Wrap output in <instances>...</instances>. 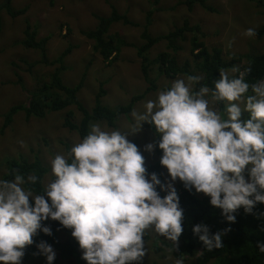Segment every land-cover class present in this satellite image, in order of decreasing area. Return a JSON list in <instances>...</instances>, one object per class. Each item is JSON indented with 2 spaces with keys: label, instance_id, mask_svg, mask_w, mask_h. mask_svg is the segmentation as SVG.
Returning <instances> with one entry per match:
<instances>
[{
  "label": "clouds",
  "instance_id": "9594fccd",
  "mask_svg": "<svg viewBox=\"0 0 264 264\" xmlns=\"http://www.w3.org/2000/svg\"><path fill=\"white\" fill-rule=\"evenodd\" d=\"M243 35L254 38L256 31L248 28ZM250 71L239 65L229 71L221 68L214 88L197 89L203 79L199 75L174 80L156 99L145 102L142 112H131L133 123L126 131L92 124L67 154L51 161L55 179L42 191L23 187L37 182L35 174L0 180V262L20 264L38 230L52 234L42 225L49 218L72 230L87 264L140 261L150 228L177 247L183 211L176 189L161 183L154 172L146 177L144 156L126 138L140 132L142 122L160 134V164L171 181L179 179L186 190L210 197L229 222H235L234 213L241 207L252 213L257 203H264V79L249 84L245 76ZM217 103H224V114ZM242 111L249 113L247 119H241ZM144 149L151 153L154 144ZM156 186L166 188L167 194L161 197ZM192 231L212 250L223 247L221 237L228 229L210 234L199 223ZM36 247L51 264V245L41 241ZM257 247L264 252V244Z\"/></svg>",
  "mask_w": 264,
  "mask_h": 264
},
{
  "label": "rangeland",
  "instance_id": "374dc122",
  "mask_svg": "<svg viewBox=\"0 0 264 264\" xmlns=\"http://www.w3.org/2000/svg\"><path fill=\"white\" fill-rule=\"evenodd\" d=\"M178 1L181 0H159L153 6L151 0H11L13 8L25 9V12L11 17L6 11H0V179L6 168L5 160L20 156L29 161L38 158L46 167L43 177L45 186L55 179L51 165L55 156L67 154V149L70 150L75 143L82 140L77 131L63 125L68 110L72 111L69 116L73 122H78L81 118V113L75 106L57 112L49 111L43 117L26 116L24 111L18 110L12 115L11 122L4 125L9 109L14 105L26 104L29 92L46 81L54 70V66L41 62L37 49L21 44L26 22L36 28L37 38L49 36L46 49L50 58L68 45L72 46L70 54L64 59L65 68L60 76L64 83L72 85L82 73L85 74L77 96L87 110H91L95 103L94 96L100 83L105 90L100 101L108 107L125 104L133 95L143 93L148 88L149 84L143 78L140 58L136 52V47L142 43L140 35L145 25L151 35H159L187 19L190 24L199 26L201 41L208 48H219L225 60L242 53H264V35L260 38L243 35L246 29L256 30L264 24V0H205L213 8L211 12L204 9L199 2L194 3L191 10L181 4L173 7ZM112 7H116L120 14L127 15L129 20L137 22V25L122 22L111 25L109 33L126 44L120 46L115 59L103 61L92 50L93 40L85 37L82 31L95 28V15H110ZM182 47L177 53L180 63L191 59L189 41H185ZM166 49V42L159 41L148 51L149 59ZM150 76L154 80L155 88L144 93L142 99L134 103L132 111L142 112L144 103L156 99L158 91L169 88L174 80H186L183 75L169 78L160 74L155 64L150 65ZM216 107L224 114V103H217ZM131 112L127 116L117 117L113 127L99 122H92L91 125L100 124L107 131H126L133 123ZM247 117L249 113L242 111L241 119ZM156 136L160 140V134L155 131L154 125L149 126L147 122H142L140 132L126 137L137 145L145 158V165L156 161L155 151L149 153L144 149V145L153 143ZM163 180L164 184L172 183L173 187L179 181H171L169 174L164 171ZM143 239L145 255L142 261L164 264L174 259L170 248L162 243L165 237L157 234L154 229L146 230ZM59 240L65 243L67 236L60 233ZM69 244L73 246L74 255H62L60 250L52 248L55 252L54 264H87L82 259L79 244L73 240ZM154 246L159 249L155 250ZM193 255L187 257L188 262L194 261ZM32 262L45 264L48 261L39 252Z\"/></svg>",
  "mask_w": 264,
  "mask_h": 264
},
{
  "label": "trees",
  "instance_id": "16d2710c",
  "mask_svg": "<svg viewBox=\"0 0 264 264\" xmlns=\"http://www.w3.org/2000/svg\"><path fill=\"white\" fill-rule=\"evenodd\" d=\"M199 2L200 5L210 12L213 8L208 5L205 0H181L178 4L187 6L191 10L194 3ZM152 5H157L159 0H151ZM4 10L11 17L21 15L25 9H15L11 5V0H3L0 3V11ZM97 25L93 29L82 31L83 35L88 39L93 40L92 50L97 53L103 61L112 60L120 49V46L125 45L119 38L109 33V29L113 23L122 22L128 25H137V22L129 20L127 15L120 14L116 7L111 8L110 15H95ZM149 14L147 22H149ZM256 31V37L260 38L264 35V24ZM36 28L26 22L23 29V38L21 44L28 48L37 49L40 52L41 62L45 65L54 66V70L50 73L48 79L42 82L38 87L29 92L28 101L25 104L12 106L7 116H5L4 125L11 122V117L18 110L24 111L26 116L43 117L49 111L57 112L67 109L69 106H75L81 113V118L78 122H73L70 118L72 111L68 110L64 117L63 125L70 130L77 131L79 137L83 139L90 131L92 122L104 123L107 126L113 127L117 117L127 116L132 111L136 101L141 100L144 93L155 88L154 80L150 76V65L158 66L160 74L172 78L176 75H183L187 78L189 75L200 74L203 79L196 85L198 89L201 85H207L209 88H214V81L219 79V69L223 68L226 71L235 65H239L241 70L250 67L251 71L245 76V81L249 84L255 83L260 79H264V53L249 54L242 53L229 60L222 57V52L217 47L208 48L200 39V28L197 24H190L187 19H184L182 24L176 25L173 29L159 35H151L147 25L141 32L142 43L136 47L137 56L140 58V69L144 80L149 84L148 88L143 93L133 95L125 104L115 105L113 107L105 106L101 103L100 98L104 95L105 90L103 84L100 83L97 93L94 96L95 103L91 110L85 109L82 103L78 100V91L81 89L85 74L82 73L75 84L67 85L61 79L60 73L64 70V59L72 50V46L68 45L59 54L50 58L47 55L46 45L49 36L37 38ZM166 42V50L158 52L153 59H149L148 51L159 41ZM189 41L191 44L190 55L191 59H186L183 63L178 61V51L183 48L182 44ZM238 75V74H236ZM70 115V116H69ZM248 118V117H247ZM245 118V119H247ZM147 125L150 124L147 122ZM159 137H155L154 151L156 161L145 165L146 177L147 174L156 173L158 179L164 184L163 171L167 169L160 164L162 150L158 147ZM69 152V149H67ZM5 171L0 180H13L15 174H21L27 178L28 175L35 174L38 180L35 184L26 183L23 187L32 188L39 192L44 188L43 177L46 173V167L40 159L35 158L32 161L20 156L5 160ZM245 172V179H247ZM179 197V207L183 211L182 234L179 237L178 245L174 248L171 241L162 240V243L167 245L171 254L174 257L172 261L164 264H175V260L182 259L183 264H208L210 262L216 264H264V252L259 251L257 245L264 244V203H257L253 208L252 213H245L243 207L239 208L235 213V222H229L222 215V210L218 207H213L210 204V197L203 193H197L195 189L188 191L183 187L179 180L174 186ZM156 190L161 197L167 194V189L161 190L156 186ZM42 194V193H38ZM30 202H31V198ZM47 199V197H46ZM203 223L208 226L210 234L217 231L228 229L222 235L221 240L223 247L219 249L207 250L202 241L199 240V235L194 234L192 228L194 225ZM42 225L48 226L51 229V235H47L42 231H37L33 236V243L26 246L24 255L20 264H34L33 258L39 254L36 247L41 241L51 245L52 248L60 250L62 255H74L73 246L70 240L78 242L71 235V229L63 227L58 221L51 218L42 221ZM64 233L67 236L65 243L59 240V234ZM155 250L156 248L154 246ZM198 251V252H196ZM196 252V253H194ZM195 254V255H193ZM193 255L194 261L188 262L187 257ZM45 264H48L46 262ZM54 264V260L51 262ZM130 264H159L157 262L133 261Z\"/></svg>",
  "mask_w": 264,
  "mask_h": 264
}]
</instances>
